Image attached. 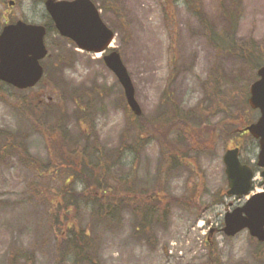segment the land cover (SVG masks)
<instances>
[{"label": "rangeland", "instance_id": "rangeland-1", "mask_svg": "<svg viewBox=\"0 0 264 264\" xmlns=\"http://www.w3.org/2000/svg\"><path fill=\"white\" fill-rule=\"evenodd\" d=\"M13 1L10 6L9 0H0V33L6 24L16 21L45 25L49 54L43 61L47 68L44 80L37 87L18 91L0 82V140L4 134H11L26 144L31 159L48 164L52 152L57 153L58 141L30 127L25 118L30 116L26 108L40 101L42 108L36 110L40 116L50 104L61 106L63 123L75 139L79 135L77 105L86 108L109 156L117 153L124 137L134 144L136 118L101 55L78 51L50 27L45 0ZM95 1L104 22L116 34L111 47L121 55L133 80L144 123L153 130L140 154L124 153L113 172L117 179L128 178L136 191L157 189L172 199L168 217L150 241L135 237L134 219L126 211L117 223L108 225L92 222L83 206L71 208L72 218L86 227L95 241V264H211V250L218 264H264L262 248L247 230L235 237H227L222 231L226 213L264 192V177L256 167L259 146L249 135L234 132L260 116L244 104L254 82L249 80L250 70L233 56L218 55L205 37L204 21L216 31L228 29L224 10L231 0H191V8L178 2L168 10L167 22L163 0ZM234 1L239 17L237 41L254 40L264 45V0ZM217 67L226 77L227 97L235 99L233 112L229 110L232 118L213 111L202 115L200 124L192 120L195 129L189 136L192 144L198 143L191 146L183 166L165 174L161 155L169 151L157 141L163 129L152 127L160 124L162 114L173 112V108H164L167 96H172L173 107L179 112L199 111L205 107L201 87ZM45 83L50 85L46 88ZM75 96L76 105L72 101ZM215 128L225 129L224 133L206 134ZM166 133L170 139L176 137L171 128ZM235 146L241 149L242 162L256 169L253 192L241 199L226 195L223 157ZM16 154L0 158V264H73L68 260L60 263L59 256L64 232L56 221V195L64 191L63 181L38 179L35 170L24 167ZM75 188L83 190L82 185Z\"/></svg>", "mask_w": 264, "mask_h": 264}, {"label": "trees", "instance_id": "trees-1", "mask_svg": "<svg viewBox=\"0 0 264 264\" xmlns=\"http://www.w3.org/2000/svg\"><path fill=\"white\" fill-rule=\"evenodd\" d=\"M221 1L224 2L225 0ZM163 2L164 12L167 14H164L165 22L169 20L167 18L168 10L173 6L175 7L178 2L189 8L192 7L191 0H163ZM235 8L236 2L231 0L227 10H224L228 29L216 31L211 24L204 21L205 37L218 55H230L238 59L245 68L250 70L251 77L249 80L255 81L258 70L264 65V45L254 40L237 41L235 30L239 17ZM198 12L196 9L195 13ZM50 27L54 29L53 24ZM203 84L200 87L203 90L205 107L199 111L182 113L174 108L172 96L168 95V102L165 103L164 108H173V112L162 114L160 124L152 127L156 131L163 129L162 137L155 140L160 142L161 146L167 147L169 151H164L161 155L165 174L183 166L187 154L192 149L191 146L198 143L196 140V143L192 144L189 136L191 131L195 129L192 120H196L200 124L202 115L208 116L216 111L228 115V120L232 118L229 110L233 112L235 99L227 97L230 91L225 88L227 81L222 70L219 67L215 68ZM75 97L72 101L76 105L78 96ZM244 104L247 102L244 101ZM24 107L22 106L23 109ZM39 108H42L40 101L30 104L26 108L30 112L28 119L25 116L27 123L32 128H38L42 134H46V138H50L54 142L58 141L56 144L57 153L52 152L48 164L42 165L37 160L30 158L25 143L20 142L11 134H4L5 136L0 140V158L6 154L12 156L13 153H17L16 155L23 166L34 169L38 179L45 177L50 181H63L64 191L60 189L61 191L56 195L59 198V219L56 221L64 232L59 240L61 244V250H59L60 263L68 260L73 264H95L97 261V253L94 250L95 241L90 232L85 229L86 227L83 228L78 225L76 218H72L71 208L75 207L80 209L83 206L87 209L91 221L95 224H115L119 221L120 215L126 211L134 219L133 234L135 237L150 241L155 236L156 229L162 226L168 217L172 199H166L164 197L166 194L157 189L136 191L128 178L117 179L113 172L114 168L120 165L124 153L128 155L134 152L138 156L140 151L149 143L148 139L152 129L144 123L143 115L135 117L132 114L136 118V124H133L134 144L128 143L124 137L118 146L117 153L109 156L106 153V148L100 142L94 120L88 119L90 116L82 105H77L75 112L79 129V135L76 136V139L71 136L68 125L63 123L61 106L56 108L50 104L46 107L43 116L36 112ZM196 121L195 123H197ZM32 123L33 126H31ZM170 128L176 134L174 139H170V133H166ZM224 130L221 128L210 129V132L207 133L206 131V134L215 136L223 134ZM76 185H82L83 190L78 192L75 188ZM165 202L166 204L163 205ZM258 245L264 253V244L258 243ZM211 255V264H218V258L214 255L213 250H211Z\"/></svg>", "mask_w": 264, "mask_h": 264}, {"label": "water", "instance_id": "water-1", "mask_svg": "<svg viewBox=\"0 0 264 264\" xmlns=\"http://www.w3.org/2000/svg\"><path fill=\"white\" fill-rule=\"evenodd\" d=\"M13 5V3H10ZM45 8L56 30L86 53L101 54L105 66L114 74L124 90L132 113L140 117L142 109L136 99L132 78L121 55L111 49L115 33L104 23L99 9L91 0H46ZM46 28L22 21L6 26L0 35V81L20 91L35 87L43 77L41 61L48 55L45 45ZM259 79L250 87L248 104L260 112L258 121L244 131L258 141L260 152L257 166L264 177V66L258 71ZM238 148L227 150L223 162L228 181L227 196L243 198L253 191L254 171L243 165ZM223 232L235 237L247 230L250 236L264 243V192L250 197L242 207L228 212ZM214 233L212 230L209 234Z\"/></svg>", "mask_w": 264, "mask_h": 264}, {"label": "flooded vegetation", "instance_id": "flooded-vegetation-1", "mask_svg": "<svg viewBox=\"0 0 264 264\" xmlns=\"http://www.w3.org/2000/svg\"><path fill=\"white\" fill-rule=\"evenodd\" d=\"M9 1H10V2H14L13 0H9ZM42 65H43V68H44V74H45L47 68H46V66L44 65L43 62H42ZM43 80H44V79H43ZM43 80H41V82H42ZM41 82H40L39 84H41ZM1 84H2V83H1ZM39 84H38V85H39ZM38 85H37V86H38ZM49 85H50L49 83H45L43 86H45V87L47 88ZM37 86H36V87H37ZM245 134H246V133H245ZM238 148H239V147H238Z\"/></svg>", "mask_w": 264, "mask_h": 264}]
</instances>
